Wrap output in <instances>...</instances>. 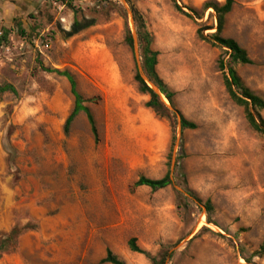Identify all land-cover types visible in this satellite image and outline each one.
<instances>
[{"label": "rangeland", "instance_id": "374dc122", "mask_svg": "<svg viewBox=\"0 0 264 264\" xmlns=\"http://www.w3.org/2000/svg\"><path fill=\"white\" fill-rule=\"evenodd\" d=\"M75 1L94 25L66 38L68 0H0V85L17 92L0 94V264H107L108 250L126 264H264V133L227 92L219 63L229 55L209 39L217 19L204 8L225 0H126L174 94L170 118L139 90L125 41L138 30L133 12L122 0ZM221 35L247 51L253 63L236 73L264 99V0H234ZM47 69L73 75L97 143L84 112L65 134L74 96ZM167 173L165 189L136 185ZM133 238L155 263L129 249Z\"/></svg>", "mask_w": 264, "mask_h": 264}, {"label": "trees", "instance_id": "16d2710c", "mask_svg": "<svg viewBox=\"0 0 264 264\" xmlns=\"http://www.w3.org/2000/svg\"><path fill=\"white\" fill-rule=\"evenodd\" d=\"M68 1L71 2L69 6L73 9L75 13V19L71 26V30L69 32H66V38H70L74 35H77L80 32L84 31L85 29L94 25L93 20L84 19L80 21L77 18V12L75 11L74 6H72V3L76 1L75 0H68ZM102 1L103 0H95L93 2L100 3ZM233 5H234V0H225V2L222 4L210 3V2L205 3L204 8L213 9V11L216 14V19H217V30L214 34H211L209 36V39H211L215 45H218L221 48L227 49L226 52L229 55V61L225 63L224 61L221 60L219 63V69L221 72H223L224 84H225V87L231 99L237 105L244 108L246 119L248 123L250 124V126L256 132L264 133V119L260 113L262 110H264V99L255 95L251 90L245 87L235 70L236 65H249V64H252L253 62L251 58L249 57L247 51L243 49L236 40L231 39V38H224L221 35L223 28H224L226 17L228 14L231 13L233 9ZM175 7L178 11L184 13L183 10L177 4H175ZM132 12L134 15L135 23L137 24V28H138L137 34H138L140 49L142 52L143 70L145 74L148 76V78L153 83H155L156 86L160 89L162 95L173 106L174 94L168 90V88L163 83V81L160 79L156 71V66L158 63V60H157L158 52L154 51L151 48L152 37L150 33L146 30L142 16L134 8H132ZM204 30L205 28H202L199 30V36L201 37V39L207 40L208 38L203 35ZM6 37H7V32L3 31L2 36L0 38V44L3 41H6ZM125 41H126V44L129 45L130 47L133 46L132 32L130 31L128 27H127ZM46 71L55 72L58 75L65 77L70 84L71 93L74 96L73 109L70 115L68 116V118L66 119V122L64 125L65 134L68 135L70 127L73 121L75 120V118L78 116V114L80 112H84L89 122L91 132L94 136V140L97 143L98 142V131L96 128L94 118L89 108L84 105L85 100L77 90V84H76V81L73 75L68 71L49 70V69H47ZM136 81L139 84L140 92H142L143 94H147L150 97L149 101L146 103V106L152 109L157 115L161 117H165V118H170L171 115H173L172 111L166 106L165 102L159 97V95H157L148 86V84L141 78L139 72L136 74ZM7 92H10L13 94L17 93L16 89L11 84L0 85V94L7 93ZM181 127L183 130L184 129H195L196 124L186 120L184 117L181 116ZM136 185L139 187L141 186L148 187L152 191H158V190L165 189L169 187L170 185H172V179H171L170 173H167L161 179H150L147 177H140L139 180L136 182ZM186 191L189 195H191L192 197H195L194 194L189 189H187ZM198 201L201 202L199 199ZM205 207L208 213H210L213 210L212 204L210 201H207L205 203ZM129 249L132 252L144 254L149 260L153 261L154 263L156 262V258L152 257L150 253L142 250L136 244L135 238L129 241ZM166 257H168L167 253L164 254L162 261H165ZM101 263L126 264L125 261L120 259L111 250L107 251L106 256L101 260Z\"/></svg>", "mask_w": 264, "mask_h": 264}, {"label": "water", "instance_id": "95a60500", "mask_svg": "<svg viewBox=\"0 0 264 264\" xmlns=\"http://www.w3.org/2000/svg\"><path fill=\"white\" fill-rule=\"evenodd\" d=\"M131 20H133V15H132V12L131 10L128 8L127 6V2L126 0H122ZM133 50H134V55H135V59H136V62H137V66H138V72L141 76V78L148 84V86L157 94L159 95V97L164 101V99H166L160 89L156 86L155 83H153L149 78L148 76L145 74L142 66L139 65V59H140V48H139V39H138V34L137 32L133 31ZM164 98V99H163ZM167 100V99H166ZM165 102V101H164ZM168 102V100H167ZM166 106L173 112L177 113L176 110L173 108V106L168 102V103H165ZM178 115V114H177ZM178 120H179V126L181 127V121H180V117L178 116ZM178 142H179V139H178ZM173 167H174V163H173Z\"/></svg>", "mask_w": 264, "mask_h": 264}, {"label": "crops", "instance_id": "0c3cea01", "mask_svg": "<svg viewBox=\"0 0 264 264\" xmlns=\"http://www.w3.org/2000/svg\"><path fill=\"white\" fill-rule=\"evenodd\" d=\"M32 2V1H31ZM0 7H3V5L0 3ZM4 8H6V6L4 7ZM0 21H2V20H0Z\"/></svg>", "mask_w": 264, "mask_h": 264}, {"label": "bare ground", "instance_id": "6f19581e", "mask_svg": "<svg viewBox=\"0 0 264 264\" xmlns=\"http://www.w3.org/2000/svg\"><path fill=\"white\" fill-rule=\"evenodd\" d=\"M164 99V98H163ZM165 103H168L166 99H164Z\"/></svg>", "mask_w": 264, "mask_h": 264}, {"label": "built area", "instance_id": "2783aa9c", "mask_svg": "<svg viewBox=\"0 0 264 264\" xmlns=\"http://www.w3.org/2000/svg\"><path fill=\"white\" fill-rule=\"evenodd\" d=\"M1 36H2V33H0V38H1Z\"/></svg>", "mask_w": 264, "mask_h": 264}]
</instances>
